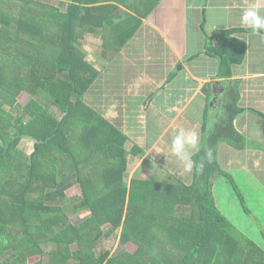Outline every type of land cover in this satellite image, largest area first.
<instances>
[{
    "label": "trees",
    "instance_id": "obj_1",
    "mask_svg": "<svg viewBox=\"0 0 264 264\" xmlns=\"http://www.w3.org/2000/svg\"><path fill=\"white\" fill-rule=\"evenodd\" d=\"M116 2L140 12L139 0H0V264H264V249L233 228L213 193L216 179L235 182L221 167L219 145L249 146L235 126L237 116L248 110L238 104L234 81L215 110L205 106L188 186L129 180L137 157L125 146L127 137L84 102L107 65L96 68L81 48L82 39L96 34L106 39V47L117 42L116 56L138 28L130 21L137 16ZM158 2L150 0L147 12ZM235 30L215 33L218 44L211 50L220 59L221 77H232V64L245 57L247 44L233 37ZM41 80L49 89L37 85L34 93L63 116L57 118L34 98L24 106L27 118L15 115L11 109L17 97ZM25 137L36 140L31 154L21 147ZM73 180L79 183L78 196L62 199ZM82 211L88 215L74 223L71 218ZM31 225L46 237L33 239ZM119 228L136 250L119 263L108 251L97 257L95 247ZM34 256L40 259L30 262Z\"/></svg>",
    "mask_w": 264,
    "mask_h": 264
},
{
    "label": "crops",
    "instance_id": "obj_2",
    "mask_svg": "<svg viewBox=\"0 0 264 264\" xmlns=\"http://www.w3.org/2000/svg\"><path fill=\"white\" fill-rule=\"evenodd\" d=\"M255 2L256 0H160L149 13L150 0H139L136 4L140 7L138 13L116 2L122 10L137 16V20L130 21L138 26L130 41L123 44L116 55L119 57L116 65L118 69H114L117 59L113 56L117 42L111 41L110 47H106L104 43L107 41L102 35H85L84 40L89 46L88 59L95 66L97 61L101 62V66L103 63L107 65L103 77L96 82L101 84V97L108 101H101V107H95L107 119L110 115L109 108L112 109L113 104L121 100L118 111L124 110L123 115L121 111L116 112L114 120L110 121L128 140L132 137L131 140L141 142V152H148L146 158L150 156V159L157 161L156 169L151 166L146 168V174L144 171L140 173V181L170 183L173 181L172 174H186L189 181L193 182L194 169L191 173L184 172L183 167L171 155V137L178 130L185 129L197 131L201 140L205 126V106L208 103L215 110V103L219 101L227 85H232L229 81H234L240 93L238 104L248 110L237 116L235 126L244 135L248 134L249 147L237 150L226 142L221 143L218 147V159L221 167L226 168L234 181L239 182L247 199L251 198L254 187H258L260 196L264 197V152L260 148V143L264 144V36L252 35L251 30L240 23L242 11ZM260 7L264 9V3ZM123 14L125 13L122 12L121 15ZM225 29H237L233 37L247 44L243 61L231 66L232 77L220 76V59L211 50L218 44L216 31ZM119 73L122 78L117 76ZM170 75H173L172 80L167 83ZM116 84L117 88H114ZM121 91V99L111 98L114 92L118 96ZM148 97L151 100L147 107L145 102ZM87 104L89 105L88 102ZM214 118L216 121L217 118ZM149 119H154L156 128L150 124ZM209 125H213L212 120ZM35 142V139L25 137L21 147L27 154L29 151L31 154ZM154 145L159 154L154 151ZM198 149H190L191 159ZM238 151L245 152L237 153ZM135 157L137 162L131 171L135 167L136 170L142 168L141 157ZM139 161L141 164H138ZM162 177L164 181L160 179ZM213 193L217 207L235 226L233 228L264 248V210H261L260 216L254 214L260 220L259 223L254 219L251 221L232 185L223 177L215 180ZM260 201L264 208V200ZM230 208L232 211H229ZM234 217L241 221L240 227Z\"/></svg>",
    "mask_w": 264,
    "mask_h": 264
},
{
    "label": "rangeland",
    "instance_id": "obj_3",
    "mask_svg": "<svg viewBox=\"0 0 264 264\" xmlns=\"http://www.w3.org/2000/svg\"><path fill=\"white\" fill-rule=\"evenodd\" d=\"M54 4H56V1H54ZM81 48L83 50H85L86 53H87V55H88V53H89V51H88L89 46H87V43L84 40V38L82 39V42H81ZM116 59L117 60H116V64L114 63L115 64L114 69H118V66H116V65H117V62L119 61V57L116 56ZM96 68L97 69H101V62H98V61L96 62ZM105 71H106V69L104 70V72ZM117 76L119 78H122V75H120V73L117 74ZM59 78H62L61 81H65V82L67 81V78L65 76H59ZM128 82H130V81H128ZM37 85H40L41 87H45L44 90H46V88L49 89L48 85H46L44 81H42V80L41 81H37L36 84H34L32 86V88H30V90H25V91L21 92V94L19 95V97H17V100H16V102H15V104H14V106H13V108L11 110L14 112L15 115L16 114H20L23 117L27 118V115L28 114L24 111V106L28 103L29 100H31V99L34 98V99H37L38 101H40L48 109V111H50V113H52L53 115H55L57 118H61L64 113L60 109H58L54 105L46 102L44 100L43 95H37V94L34 93V90L38 87ZM114 88H117V84L114 86ZM101 89H102L101 84L95 82L94 85L89 88V90L86 92V95L83 98L84 102L86 104L88 102L89 105H91V107L94 106L95 109L94 108L93 109L95 111H97V112H98V108L97 107H101L100 106L101 105L100 104L101 101H105V102L108 101V100H104L101 97ZM121 94H123L122 91H121V93H119L118 96H117V93L114 92V96H111V98L114 97V98H116V100L121 99L120 98V95ZM156 96H157V94H155V97ZM120 102H121V100L120 101H117V103L115 102L113 104V106H112V109L109 108L110 115L107 118L108 125H112L115 128H117V127L111 122V121L114 120V118H113L114 117V114H116V112L119 113V111L122 112V115L124 113V110H119L118 111V107L121 104ZM116 105H118V106H116ZM95 106H97V107H95ZM213 116L215 117L216 115H213ZM255 121H258V120H255ZM149 122H150L151 125H153L154 128H156V124H155L154 119H149ZM112 126H110V128H109V130H110L109 131L110 132V137H111V140L109 142H112V137H113V127ZM88 130H89V128H87L85 131H88ZM152 132H153V130H151L150 134H152ZM125 133L127 134V132H125ZM259 135H262V134H259ZM129 136L131 137V135H129ZM245 136L248 138V134H245ZM131 139H132V137L130 138V140H128V139L126 140L125 146L128 149H131L130 151L132 152L133 156L141 157L140 160L142 159L143 162H141L142 163V165H141L142 168L140 170H136L137 167H135V169L131 171L129 180L135 178V179H138L140 181V175H141L140 173H142L144 171V173L146 174L147 173L146 172V168H149L151 166H153L154 169H156L155 166L157 164L156 163L157 161H154V160L150 159V156L148 158H146L147 155H148L147 154L148 152H147V150H146V152H141V149L140 148H143V145L140 144L141 142H139V141H133ZM255 140L256 139H254V141ZM30 141H32L31 143H34L32 139H30ZM136 143H139V144H136ZM258 143H260V142H258ZM260 144L262 145V147H260V148L263 149V152H264V144L263 143H260ZM247 147H249L248 144H247ZM261 149H258V150L259 151H262ZM243 152H245V151H238L237 153H243ZM29 154H30V151H29ZM109 156H111V154H109ZM236 156L238 157V154ZM235 159L237 160L238 158H235ZM141 163L139 161L138 164H141ZM235 164H237V163H235ZM234 166H236V165H234ZM224 169L227 170L226 168H224ZM164 171H167V170L165 169ZM169 172H172V171H169ZM180 175H173L172 174V180L173 181H170V183H172L174 185H177V186H184V185H187L188 186V185H191L192 184V181H189V177L188 176H185L186 174L183 175V176H180ZM160 179H163V177L160 178ZM225 180L228 181V183H230L232 185V187H233L236 195L240 198V202H241L240 194H242V196L245 199L246 204L247 203L249 204L248 206L253 211V215H249V213L245 210V208H243L244 211L246 212V215L249 217V219L251 221H253L254 214L257 215V216H260L261 210L262 209L264 210L263 206H261V203H260L261 201L260 200H264V197H261L260 196L259 188L258 187H254L255 189H253L252 192H251V198L252 199L249 196H248V198H250V199H247V195H244L242 193L241 186H240L239 182H236L235 181L233 183L232 181H229L228 179H225ZM151 181L154 182V183H157V182H155L156 180H151ZM163 181H164V179H163ZM158 183H163V182L162 181H159ZM66 186L67 187H65V189H63L64 190V195L61 197L62 199L63 198H65V199H69L70 198L71 199V198H75V197L78 196V194H79V183L75 182L74 180L73 181H70V182L68 181L67 184H66ZM129 186H130V182H129ZM129 186H128V189H129ZM257 195H259V196H257ZM67 203H68V201H67ZM55 204L58 205L56 202H55ZM229 211H232V208H230ZM226 212H228V211H226ZM87 215H88V212L87 211H82L80 214L74 215L71 218V220L72 221H75L74 223H77V222H79V220L84 219ZM234 220L237 222L238 227H240L239 224H241V221L235 219V217H234ZM255 222L257 223L256 220H255ZM29 231H30L31 237H33V239L41 240V239H43V238L46 237L44 234L38 232L37 231V227H35V226H32V225L29 226ZM149 236L152 237L151 235H149ZM260 242H262V241H260ZM256 243H258V242H256ZM136 248H137V246L134 243H132L130 241L127 242V241L124 240V238H122V236H121V228H119V230L115 231L114 234H112V235H110L108 237H105L95 247L94 253H95V255L97 257H99L101 253H103L105 251H108L109 252V257L112 258L115 263H119L122 260L126 259L128 257V255L132 254L136 250ZM39 259H40L39 256H34V257L30 258L29 261L30 262H33V261H37Z\"/></svg>",
    "mask_w": 264,
    "mask_h": 264
},
{
    "label": "clouds",
    "instance_id": "obj_4",
    "mask_svg": "<svg viewBox=\"0 0 264 264\" xmlns=\"http://www.w3.org/2000/svg\"><path fill=\"white\" fill-rule=\"evenodd\" d=\"M261 3H264V0H256L255 3L245 8L240 16L241 25L250 29L252 35L264 36V31H262L264 30V9H261ZM199 144V133L195 130L180 129L171 137V155L175 157L186 173H191L196 167L195 162L191 159L190 149H198ZM153 149L159 154L155 145ZM206 156L210 162L213 156L211 149L207 150ZM202 167L203 165H200V168Z\"/></svg>",
    "mask_w": 264,
    "mask_h": 264
}]
</instances>
